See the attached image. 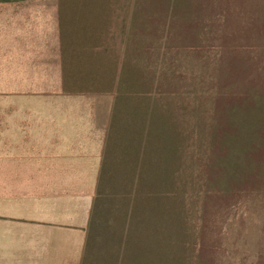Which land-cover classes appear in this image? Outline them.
Listing matches in <instances>:
<instances>
[{"label":"crops","instance_id":"1","mask_svg":"<svg viewBox=\"0 0 264 264\" xmlns=\"http://www.w3.org/2000/svg\"><path fill=\"white\" fill-rule=\"evenodd\" d=\"M97 1L0 5V264L159 261L141 191L177 168L181 135L121 66L95 75L109 60L89 52Z\"/></svg>","mask_w":264,"mask_h":264},{"label":"rangeland","instance_id":"2","mask_svg":"<svg viewBox=\"0 0 264 264\" xmlns=\"http://www.w3.org/2000/svg\"><path fill=\"white\" fill-rule=\"evenodd\" d=\"M97 5L89 52L109 60L95 75L126 67L181 135L167 183L141 191L173 214L175 264H264V0Z\"/></svg>","mask_w":264,"mask_h":264},{"label":"trees","instance_id":"3","mask_svg":"<svg viewBox=\"0 0 264 264\" xmlns=\"http://www.w3.org/2000/svg\"><path fill=\"white\" fill-rule=\"evenodd\" d=\"M126 67L125 69L123 68L121 74H120V80L119 83L120 85H125L126 87L129 88H134V86H136V82H135V77H133V75L130 73V75H126ZM124 82V83H122ZM176 134V133H175ZM158 178V183L160 182L161 184L165 181L168 180V176L166 178V176H157ZM143 180H144V176H143ZM170 209L168 208L167 205H162V204H157L156 207V213L155 215H152V219H151V225L153 228L154 222H156V228L158 231H161L163 234V239H162V248L160 247L159 251L156 254L157 256L161 257H157L158 258V262L157 264H175L176 258H175V251H173V247L170 248L169 245V236L173 233L171 228H173V214H170ZM179 255V254H178ZM143 258V264H148V260L151 258V260L154 258V254H150V256L148 254L146 255H142ZM161 259L164 260V262L161 263ZM175 259V260H174ZM178 259V258H177Z\"/></svg>","mask_w":264,"mask_h":264}]
</instances>
